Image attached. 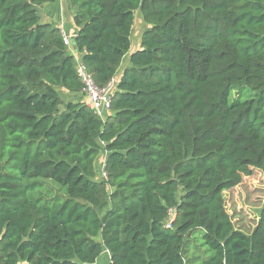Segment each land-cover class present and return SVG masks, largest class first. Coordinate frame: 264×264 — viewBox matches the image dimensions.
Here are the masks:
<instances>
[{
  "label": "trees",
  "instance_id": "trees-1",
  "mask_svg": "<svg viewBox=\"0 0 264 264\" xmlns=\"http://www.w3.org/2000/svg\"><path fill=\"white\" fill-rule=\"evenodd\" d=\"M56 1L0 0V264H264V203L245 234L223 196L264 181V0H65L101 89L134 12L147 25L105 120L56 91L81 89L40 20ZM45 182L63 199L39 197Z\"/></svg>",
  "mask_w": 264,
  "mask_h": 264
},
{
  "label": "rangeland",
  "instance_id": "rangeland-1",
  "mask_svg": "<svg viewBox=\"0 0 264 264\" xmlns=\"http://www.w3.org/2000/svg\"><path fill=\"white\" fill-rule=\"evenodd\" d=\"M43 16V10L40 11ZM138 14L134 18V32L132 35V47L135 46V37L138 32ZM234 97V94H233ZM105 157L104 152L100 153L98 157L99 162L102 163ZM96 165V164H95ZM96 171V179H100ZM38 196H48L52 199H63V195L51 183H43L37 191ZM225 201V210L230 216L234 227L245 234H249L257 225L259 212L264 203V181L262 175L258 171H254L250 177L244 178L239 186L235 189L227 191L223 194ZM190 248H194L195 251H190L187 257L193 255L203 256V250L198 246V243L194 240H190ZM103 255L108 257V254L103 250ZM104 264H109L106 260Z\"/></svg>",
  "mask_w": 264,
  "mask_h": 264
},
{
  "label": "crops",
  "instance_id": "crops-1",
  "mask_svg": "<svg viewBox=\"0 0 264 264\" xmlns=\"http://www.w3.org/2000/svg\"><path fill=\"white\" fill-rule=\"evenodd\" d=\"M42 10L44 13L43 16L39 12L41 23L50 24L54 27L59 28V30L62 33V36H65L70 41L75 37L77 29L72 22L71 14L66 9L65 0H57L56 3L54 4L43 5L40 11ZM137 14H138V24H137L138 32L136 33L137 37H135V46H133V48H130L129 53L124 56L122 63L114 78L116 82H118L119 79L121 78L123 70L129 66V54L140 48L141 34L143 30L147 27V25L144 24L141 14L139 12H134V18ZM133 30H134V25H133L132 33L130 36V47H132L131 39H132V35L134 32ZM66 52L69 55L73 56L74 59H81V54L73 51L71 46L66 47ZM56 91L58 92V94L61 95V97L62 95H64L65 99L67 100H71V101L74 100V101L82 102V100L84 99L80 91L76 93V95L75 93L74 95L68 94L67 91H64L63 89H56ZM106 260L109 261V256L108 257L104 256L102 252L100 257L96 260L95 264H104Z\"/></svg>",
  "mask_w": 264,
  "mask_h": 264
},
{
  "label": "built area",
  "instance_id": "built-area-1",
  "mask_svg": "<svg viewBox=\"0 0 264 264\" xmlns=\"http://www.w3.org/2000/svg\"><path fill=\"white\" fill-rule=\"evenodd\" d=\"M63 41L66 47H70V40L68 38L63 36ZM75 70L76 75L81 83L80 91L85 99V103L101 120H105L110 113V98L116 89V80L113 79L101 89L94 84L91 75L79 59L76 60ZM104 163L105 162L102 161V163L98 165L101 179L106 178V174L103 170ZM172 219L173 214L170 212L166 227H170Z\"/></svg>",
  "mask_w": 264,
  "mask_h": 264
},
{
  "label": "water",
  "instance_id": "water-1",
  "mask_svg": "<svg viewBox=\"0 0 264 264\" xmlns=\"http://www.w3.org/2000/svg\"><path fill=\"white\" fill-rule=\"evenodd\" d=\"M70 45H71V47H72V48L74 49V51H75L76 47H75L74 39H72V40L70 41Z\"/></svg>",
  "mask_w": 264,
  "mask_h": 264
}]
</instances>
